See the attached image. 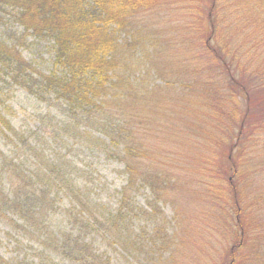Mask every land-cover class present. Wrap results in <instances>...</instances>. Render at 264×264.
<instances>
[{"label": "trees", "instance_id": "1", "mask_svg": "<svg viewBox=\"0 0 264 264\" xmlns=\"http://www.w3.org/2000/svg\"><path fill=\"white\" fill-rule=\"evenodd\" d=\"M166 3L0 0V15L10 10L24 33L48 41L47 71L24 76L22 84L40 94L47 113L59 111L52 133L40 123L36 140H22V156L16 144L8 154L0 147V220L38 244L37 261L29 264H116L90 233L110 244L130 242L136 194L148 187L146 204H153L169 201L179 188L161 164L177 160L173 147L181 142L187 155L178 159L188 169L197 151L193 169L206 187L204 206L212 202L217 215L212 225L230 230L232 221L236 229L225 253L229 263L264 264V189L255 188L258 176L264 179V0H200L196 26H189L178 48L162 38L168 27L140 19ZM0 63L24 69L15 43L0 40ZM175 107L182 115L163 122V111ZM0 123L13 130L1 114ZM71 125L76 133L70 135ZM164 126L171 130L168 145L160 139ZM94 132L104 138L89 142ZM48 139H80L105 160L115 158L122 182L114 206L102 202L86 169L77 176L73 159L70 166L45 152ZM161 239L153 264H170L180 249L169 236ZM128 248L148 257L147 243ZM3 258L0 264H22Z\"/></svg>", "mask_w": 264, "mask_h": 264}, {"label": "rangeland", "instance_id": "2", "mask_svg": "<svg viewBox=\"0 0 264 264\" xmlns=\"http://www.w3.org/2000/svg\"><path fill=\"white\" fill-rule=\"evenodd\" d=\"M199 1L167 0V3L161 5L158 11H144L140 19L148 22L154 20L159 25L168 27L167 32L163 31L164 36L161 34V37L163 36L162 38L167 40L173 39L171 45L173 48L183 47V39L188 34L187 32L190 31L187 29L190 28L191 24L196 26ZM194 21L196 23H193ZM171 26L173 29L170 28ZM0 40L15 43L24 62L23 70L0 63V114L13 127V130H9V128H5L0 123V147H2L3 152L8 154L14 149L16 144L19 148L18 155L22 156L24 152L22 140L26 136H30L31 140H36V128L40 123L52 133V126L58 120L59 111L50 108L47 113L48 107L44 101H41L40 94L35 92V96L32 94L34 88L28 83V88L22 84L24 76L29 75L32 78H36L39 73L47 71L51 64L50 46L48 41L39 40L30 33H24L22 27L12 18L10 10L1 12ZM146 67L150 69L149 62L146 63ZM164 68L169 69L168 66H164ZM155 78L158 81L160 80L158 76H155ZM43 97L45 99L46 96ZM164 111L160 118L165 123L168 115L172 117L175 115L180 117L182 115L180 107L179 110L178 107H175V109L168 108ZM152 116L150 115L149 119ZM67 130L70 135L76 133L72 125ZM163 130V138L161 137L160 139L163 144L168 145L167 139L164 141V138H167L171 130L165 126ZM95 136L104 138L102 134L94 132L88 141L93 143ZM56 141L57 143L48 139L45 144V152L53 158L69 163L70 166L69 157L73 159L75 162L73 171L77 176L81 177L82 169H86L88 177L92 179V185L96 186L97 190L100 191V195L103 198L102 202L107 204V206H114L116 201L115 186L122 182V178L116 170L115 158L109 161L105 160L101 154H97L94 148L80 139H70L65 142ZM173 151L177 160L162 161L161 166L165 172L168 170V175L172 173L171 176H174L171 180L172 185L177 183L180 186L175 188L177 191L173 192L174 197L166 202L159 201L153 204H146L151 200L148 187L136 194L135 201L137 202L133 204V212L137 213V215L133 219L132 231L130 232L132 240L130 239V242L127 243L125 240H120L115 244H110L101 235L90 233L89 238L93 237L95 239V246L101 249L106 248L108 253L112 255L114 263L153 264L160 258V253L156 249L165 241L161 238H165L167 235L176 243L177 252L178 248L180 249L179 254L177 253L174 255V259L169 260L170 264H230L229 255L225 253L226 249L229 246L231 248L233 245V236L237 232L234 225H232V221L229 225L230 230L226 227L218 228L212 225L217 215L212 211V202H207V209L204 206L206 201L202 202V199H205L207 195L204 190L206 187L204 182L200 180L199 172H194L195 166L192 163L195 160L197 151L190 154L194 160L189 162V169L186 162H180L181 160L178 159L187 155L182 142L179 145H175ZM260 169L262 170H259V174L264 173V166H261ZM178 175L182 176L181 182L177 181ZM230 175H232V172L231 174L229 172L227 177ZM255 184V188L261 187L260 191H263L264 179L262 180L258 176ZM96 193L98 194V192ZM190 193L194 196L196 195L195 201H192ZM76 211L81 214L83 219L88 218L86 212L83 213L80 209ZM150 214H154L153 218L157 220L152 219ZM222 214L226 215L224 211ZM76 227L78 228L76 225L73 229L75 230ZM156 228H161L158 233L155 232ZM155 235L160 237L157 240L154 238L152 242L149 237ZM142 241L148 245V257L145 253L135 254L133 250L128 248V244L139 246V244H143ZM37 246L38 244L35 241L19 238L13 225H8L0 220V255L4 257V260L1 261L10 258L8 260L10 263L15 261H20L22 264H29L32 261L36 262ZM165 246L174 247L170 244ZM183 250L187 251V253H184ZM166 257L167 254L162 257L161 261H164ZM146 258L148 259L145 260Z\"/></svg>", "mask_w": 264, "mask_h": 264}]
</instances>
